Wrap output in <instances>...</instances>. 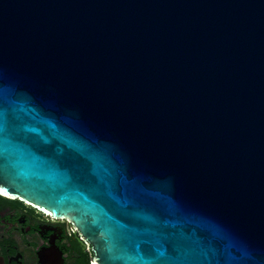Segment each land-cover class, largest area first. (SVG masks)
Wrapping results in <instances>:
<instances>
[{
    "label": "water",
    "instance_id": "water-1",
    "mask_svg": "<svg viewBox=\"0 0 264 264\" xmlns=\"http://www.w3.org/2000/svg\"><path fill=\"white\" fill-rule=\"evenodd\" d=\"M0 194L99 264H264V0H0Z\"/></svg>",
    "mask_w": 264,
    "mask_h": 264
},
{
    "label": "flooded vegetation",
    "instance_id": "flooded-vegetation-1",
    "mask_svg": "<svg viewBox=\"0 0 264 264\" xmlns=\"http://www.w3.org/2000/svg\"><path fill=\"white\" fill-rule=\"evenodd\" d=\"M94 258L67 220L0 194V264H99Z\"/></svg>",
    "mask_w": 264,
    "mask_h": 264
}]
</instances>
